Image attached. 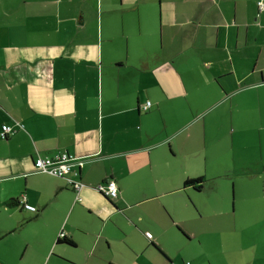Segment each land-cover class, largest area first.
Wrapping results in <instances>:
<instances>
[{
    "label": "crops",
    "instance_id": "1",
    "mask_svg": "<svg viewBox=\"0 0 264 264\" xmlns=\"http://www.w3.org/2000/svg\"><path fill=\"white\" fill-rule=\"evenodd\" d=\"M3 125L0 264H217L242 250L204 254L184 183L216 149L264 167V0H0ZM62 152L66 178L35 169Z\"/></svg>",
    "mask_w": 264,
    "mask_h": 264
},
{
    "label": "rangeland",
    "instance_id": "2",
    "mask_svg": "<svg viewBox=\"0 0 264 264\" xmlns=\"http://www.w3.org/2000/svg\"><path fill=\"white\" fill-rule=\"evenodd\" d=\"M246 141L252 143L255 140ZM245 158L252 157L247 155ZM256 158H259L257 154ZM234 161L235 154L231 151L216 149L214 156L209 155L207 182L200 185L199 193L204 216L189 226L192 231H197L202 244L204 241V254L213 260H217L213 254L220 249L242 250L232 255L221 253L217 264H240L248 253L255 258H264V167L258 163L255 170L242 169ZM220 174L228 176L214 178ZM249 245L255 247L244 252Z\"/></svg>",
    "mask_w": 264,
    "mask_h": 264
},
{
    "label": "built area",
    "instance_id": "3",
    "mask_svg": "<svg viewBox=\"0 0 264 264\" xmlns=\"http://www.w3.org/2000/svg\"><path fill=\"white\" fill-rule=\"evenodd\" d=\"M260 9H262V4L260 6ZM149 108L150 102L147 103L144 109L148 110ZM19 127L21 126L19 125ZM16 131L17 130L15 128H12L11 126L3 125L0 132V137L2 139H6L14 135ZM81 165V161L77 160L74 155L68 154L67 152L58 153L53 157H38L34 161V167L38 172L61 178H64L66 175L70 174L75 167H80ZM71 183L73 185V189L78 193L83 188V185L80 182ZM96 189L98 192L111 200L117 198L119 194V188L115 181L104 182L103 184L98 185ZM23 207L31 212L36 211L35 207L28 204H23ZM146 236L149 239L152 238V235L150 233H146Z\"/></svg>",
    "mask_w": 264,
    "mask_h": 264
},
{
    "label": "trees",
    "instance_id": "4",
    "mask_svg": "<svg viewBox=\"0 0 264 264\" xmlns=\"http://www.w3.org/2000/svg\"><path fill=\"white\" fill-rule=\"evenodd\" d=\"M68 175H66L64 178H66ZM59 178H61V177H59ZM204 181H205L204 178H197V179H194V180H186L185 183H184V185L185 186L195 185V184H200L201 185V184L204 183ZM16 204H17V201L16 200H14L13 202L10 203V205H12V206H14ZM58 242H65L67 244H72V241L70 239H68L67 237H65V236L64 237H59Z\"/></svg>",
    "mask_w": 264,
    "mask_h": 264
},
{
    "label": "water",
    "instance_id": "5",
    "mask_svg": "<svg viewBox=\"0 0 264 264\" xmlns=\"http://www.w3.org/2000/svg\"><path fill=\"white\" fill-rule=\"evenodd\" d=\"M104 196V195H103ZM105 197V196H104ZM107 200H111V199H109V198H107V197H105Z\"/></svg>",
    "mask_w": 264,
    "mask_h": 264
}]
</instances>
